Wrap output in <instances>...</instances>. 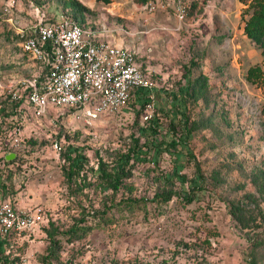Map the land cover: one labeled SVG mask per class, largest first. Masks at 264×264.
Listing matches in <instances>:
<instances>
[{
	"label": "rangeland",
	"instance_id": "1",
	"mask_svg": "<svg viewBox=\"0 0 264 264\" xmlns=\"http://www.w3.org/2000/svg\"><path fill=\"white\" fill-rule=\"evenodd\" d=\"M153 1L151 11L135 0H0V201L46 211L29 239H11L6 252L15 264H264V88L245 78L264 55L243 32L250 3L192 0L179 24L169 0ZM72 12L97 37L135 52L154 82L150 121L142 100L92 124L66 107L22 117L10 105L6 85L41 70L19 31ZM169 110L188 117L187 148L204 177L190 203L183 193L194 167L182 162L186 180L170 178L174 151L122 158L133 139L145 141L141 131L155 119L158 135L168 138ZM15 125L22 141L13 149ZM74 148L84 169L69 179L65 156ZM5 152L16 156L3 162ZM100 163L123 164L128 174L107 187ZM169 190V200L154 198ZM128 197L148 202L132 207ZM73 226L84 235L68 241Z\"/></svg>",
	"mask_w": 264,
	"mask_h": 264
},
{
	"label": "built area",
	"instance_id": "2",
	"mask_svg": "<svg viewBox=\"0 0 264 264\" xmlns=\"http://www.w3.org/2000/svg\"><path fill=\"white\" fill-rule=\"evenodd\" d=\"M154 3L147 4L151 11ZM191 4L192 0H169L179 24L186 21ZM19 33L23 51L46 66L43 80L39 73L6 85L22 117H41L48 109L66 107L76 111L85 124H92L102 114L125 108L135 90H149L153 97L154 82L137 63L135 52L97 37L71 15L40 21ZM152 110L153 105L147 103L144 120L151 118ZM13 133L10 147L15 149L22 141L20 127ZM45 212L38 205L21 210L10 200L0 201V238L29 239L44 223Z\"/></svg>",
	"mask_w": 264,
	"mask_h": 264
},
{
	"label": "trees",
	"instance_id": "3",
	"mask_svg": "<svg viewBox=\"0 0 264 264\" xmlns=\"http://www.w3.org/2000/svg\"><path fill=\"white\" fill-rule=\"evenodd\" d=\"M104 2H109V0H102ZM141 4H148L153 0H135ZM249 16L244 22L243 32L247 38L253 41L258 47L261 48V53L264 55V0H253L249 4ZM71 16L81 21L77 18V13L72 12ZM82 24V23H81ZM38 63V62H37ZM41 66L40 70V80L44 79V73L46 71V66L41 63H38ZM194 65V63H193ZM188 70V69H187ZM245 78L250 83L256 84L258 87L264 88V60L262 66L254 65L247 69ZM8 101L10 105H15L9 97ZM150 91L149 90H135L128 103L131 106L135 102L143 101V106L150 102ZM176 99V97H174ZM176 106V103H174ZM264 112V106L262 108ZM20 116V113H17ZM166 117L168 118L171 129L168 138L166 139L163 136H159L157 133V121L153 120L147 128H143L141 131V136L145 137V141L140 142L138 138L133 139V147L125 153L122 158L125 159L123 162L127 163L130 160H134L138 162L140 160H144L146 155H154V153H160L162 150L171 152L174 151L176 154L174 156L175 164L173 166L172 171L169 173V177H176L178 180L185 181L186 177L180 173L181 168L184 166L182 162H186V166H190L191 164L194 167L195 179L191 180L190 187L188 190L184 191L183 195L185 196L186 202L190 203L192 200L199 196V193L205 188L203 182L204 177L201 172V168L199 163L196 161L192 152L187 148V139L190 136L191 127L188 126V117L185 115L184 111L180 110H169L167 112ZM150 119V118H149ZM148 119V120H149ZM150 121V120H149ZM18 127V125L14 126ZM151 135V137H149ZM7 152H5L6 155ZM4 157V155H3ZM66 160L68 161L66 175L69 179H72L75 175L79 174L81 170L84 169L83 161L84 156L78 152L77 148L73 149V152L70 151L66 156ZM8 161L5 158L3 162ZM99 173L101 174L105 184L107 187L116 188L119 184L121 178L126 176L128 173L124 170L123 164L117 165L114 168L108 169L103 163L99 164ZM175 194L174 191H162L157 192L154 195V198L157 201H167L172 195ZM128 206H140L142 204L145 205V202H148L146 199L142 198H125L123 199ZM106 209L95 212L94 216L104 214L103 212ZM84 235L83 232H79V228L77 226L71 227L65 235L68 241H72L73 239L78 238L79 236ZM15 238V237H14ZM12 238H0V264H15L14 259H12L9 253L6 252V249L10 243ZM53 244H55V240L53 239ZM53 250H50L48 254H53Z\"/></svg>",
	"mask_w": 264,
	"mask_h": 264
},
{
	"label": "water",
	"instance_id": "4",
	"mask_svg": "<svg viewBox=\"0 0 264 264\" xmlns=\"http://www.w3.org/2000/svg\"><path fill=\"white\" fill-rule=\"evenodd\" d=\"M15 156H16V153L15 152H8L5 155V159L8 160V161H10V160H13L15 158Z\"/></svg>",
	"mask_w": 264,
	"mask_h": 264
},
{
	"label": "crops",
	"instance_id": "5",
	"mask_svg": "<svg viewBox=\"0 0 264 264\" xmlns=\"http://www.w3.org/2000/svg\"><path fill=\"white\" fill-rule=\"evenodd\" d=\"M104 39V38H103ZM106 40H108V41H112V42H115V40H109V39H106ZM119 44V43H118Z\"/></svg>",
	"mask_w": 264,
	"mask_h": 264
}]
</instances>
